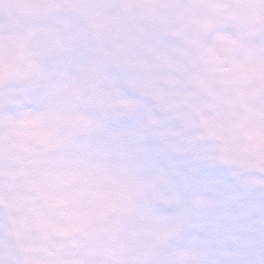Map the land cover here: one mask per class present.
I'll return each instance as SVG.
<instances>
[{"label": "rangeland", "instance_id": "obj_1", "mask_svg": "<svg viewBox=\"0 0 264 264\" xmlns=\"http://www.w3.org/2000/svg\"><path fill=\"white\" fill-rule=\"evenodd\" d=\"M182 4L0 0V193L24 216L29 202L38 242L79 236L91 264H170L142 249L174 238V264L186 252L264 264V178L227 170L199 132L224 139L228 161L264 167V0H187L183 35ZM51 217L61 224L39 233ZM10 240L0 211V257L16 264Z\"/></svg>", "mask_w": 264, "mask_h": 264}]
</instances>
